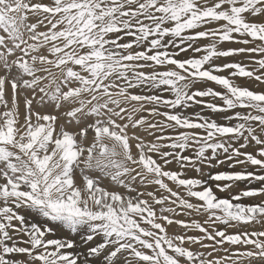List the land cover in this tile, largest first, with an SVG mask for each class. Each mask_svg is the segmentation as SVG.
<instances>
[{"label": "snow or ice", "instance_id": "6c2138e0", "mask_svg": "<svg viewBox=\"0 0 264 264\" xmlns=\"http://www.w3.org/2000/svg\"><path fill=\"white\" fill-rule=\"evenodd\" d=\"M0 264H264V0H0Z\"/></svg>", "mask_w": 264, "mask_h": 264}, {"label": "rangeland", "instance_id": "374dc122", "mask_svg": "<svg viewBox=\"0 0 264 264\" xmlns=\"http://www.w3.org/2000/svg\"><path fill=\"white\" fill-rule=\"evenodd\" d=\"M230 46H235V45H230ZM246 86H249V87H251V85H246ZM222 170H227V169H222ZM236 170H239V169H236ZM220 195H227L226 193H224V194H220Z\"/></svg>", "mask_w": 264, "mask_h": 264}]
</instances>
